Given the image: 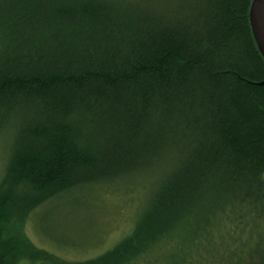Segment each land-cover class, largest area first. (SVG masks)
<instances>
[{
	"label": "trees",
	"instance_id": "1",
	"mask_svg": "<svg viewBox=\"0 0 264 264\" xmlns=\"http://www.w3.org/2000/svg\"><path fill=\"white\" fill-rule=\"evenodd\" d=\"M251 3L0 0V264H264ZM100 183L147 186L130 236L74 263L27 242L35 209Z\"/></svg>",
	"mask_w": 264,
	"mask_h": 264
},
{
	"label": "rangeland",
	"instance_id": "2",
	"mask_svg": "<svg viewBox=\"0 0 264 264\" xmlns=\"http://www.w3.org/2000/svg\"><path fill=\"white\" fill-rule=\"evenodd\" d=\"M9 144L6 138L0 143V178ZM146 187L144 190L142 184L133 188L128 183H100L54 198L30 214L24 226L27 242L48 251L54 260L74 263L95 259L133 233ZM144 248L150 250V244ZM23 253L20 249L17 264L28 263V258L22 259ZM160 253L153 250L147 258L130 264H152L147 260L159 257ZM165 259L163 257L162 261Z\"/></svg>",
	"mask_w": 264,
	"mask_h": 264
},
{
	"label": "water",
	"instance_id": "3",
	"mask_svg": "<svg viewBox=\"0 0 264 264\" xmlns=\"http://www.w3.org/2000/svg\"><path fill=\"white\" fill-rule=\"evenodd\" d=\"M249 20L257 48L264 58V0H252ZM256 85L264 86V81Z\"/></svg>",
	"mask_w": 264,
	"mask_h": 264
}]
</instances>
